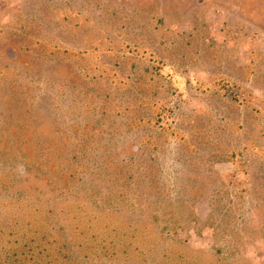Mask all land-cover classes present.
<instances>
[{
    "label": "rangeland",
    "instance_id": "1",
    "mask_svg": "<svg viewBox=\"0 0 264 264\" xmlns=\"http://www.w3.org/2000/svg\"><path fill=\"white\" fill-rule=\"evenodd\" d=\"M0 264H264V0H0Z\"/></svg>",
    "mask_w": 264,
    "mask_h": 264
}]
</instances>
